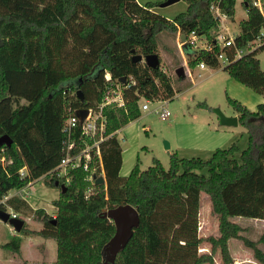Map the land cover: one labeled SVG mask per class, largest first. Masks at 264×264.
<instances>
[{"label":"trees","instance_id":"16d2710c","mask_svg":"<svg viewBox=\"0 0 264 264\" xmlns=\"http://www.w3.org/2000/svg\"><path fill=\"white\" fill-rule=\"evenodd\" d=\"M186 1V12L169 20L152 3L137 0H0V137L13 140L10 147H0V201L18 190L7 206L27 217L33 210L22 189L31 181L44 177L49 187L60 190L54 201L56 216L37 210L44 227L30 231L25 223L21 231L56 240L54 264H106L103 249L116 226L104 211L124 205L138 210L140 225L114 264H215L217 253L222 264H237L230 252L232 239L242 240L264 264V252L233 221H264V102L252 112L228 99L247 130L245 150L233 144L207 160L174 153L168 169L153 159L146 170L138 163L127 177L121 174L123 149L116 133L141 117V100L175 97L172 79L161 66L153 69L133 58L159 56L163 33L188 37L195 32L212 50L185 48L189 68L201 63L221 67L218 56L223 50L215 43L221 24L211 7L218 3L234 21L237 0ZM244 6L248 17L235 38V48L244 54L224 70L264 98V70L257 57L264 50V14L252 0ZM258 40L259 46L253 47ZM118 86L125 107L104 108L109 137L100 146L102 167L93 160L89 170L69 169V181L54 175L64 157L67 106L95 107ZM2 158L11 163L3 164ZM23 168L26 178L19 174ZM102 174L106 183L99 185ZM57 181L67 186L65 193ZM203 194L219 222L217 237L199 235ZM0 210L6 206L0 204ZM204 242L211 244L210 254H200ZM20 247L21 240H13L2 248L18 253Z\"/></svg>","mask_w":264,"mask_h":264},{"label":"rangeland","instance_id":"374dc122","mask_svg":"<svg viewBox=\"0 0 264 264\" xmlns=\"http://www.w3.org/2000/svg\"><path fill=\"white\" fill-rule=\"evenodd\" d=\"M137 1L141 5L152 3L154 10L169 20L186 12L188 8L186 0H179L171 5L168 4L171 0ZM245 1L237 0L235 19L234 21L228 20V25L235 36L240 33V22L248 17L244 6ZM163 4L166 5L163 6ZM163 34L169 36L163 38L161 35L162 47L168 44V48H165L166 53L162 48L164 54L173 57V59L168 58L170 62L165 60L161 56L163 53L160 48V66L171 77L175 89V97L167 104V110L171 116L167 120H162L154 112L162 102L159 100L149 101L150 111H143L141 108V117L131 122L130 125L128 124L127 127L125 126L126 128L118 133V139L123 149L121 170L123 177H127L138 163L141 170L148 169L153 165V159H158L168 169L170 156L174 153H177L180 158L207 160L216 150L227 149L233 144H237L241 151L245 150L248 147L246 128L240 123L238 126L232 127L221 125L216 110H220L227 117L238 118V113L228 102L229 98L239 102L252 112L257 111L258 105L264 102L263 96L237 82L224 70L231 61L242 57L238 55L234 47L228 48L225 53V57H228L229 53L231 54V61L227 64H223L221 61L220 68L206 65V69L202 70L197 66L192 70L189 68L183 76H179L176 73L179 68L189 67L188 56H186V62L178 49L177 34ZM169 38L172 39L169 40ZM171 40L175 41L174 48ZM259 44L260 41H257L253 47H258ZM207 45L205 40H201L198 48H193V50H201ZM257 57L264 70V50L259 51ZM116 90H122V87L118 86ZM146 103L145 99L141 100L140 107ZM238 158L240 159V154H238ZM99 177L105 178V175L102 174ZM25 191L24 199L31 205L33 212L26 214L27 217L22 214L19 216L26 223L25 229L40 231L44 224L36 211L44 210L47 214L56 216L57 209L54 206V201L59 198L60 190L49 187L43 177L26 188ZM17 194V191H12L7 197L12 198ZM7 209L9 213L13 210L10 207ZM233 221L244 228L241 235L256 242L258 248L264 252V221L245 217H236ZM199 235L204 239L219 236V222L211 214V201L206 194H203L201 199ZM29 238L30 236L25 232H16L11 224L0 220V264H54L56 262L58 254L56 240H47L41 236ZM13 240H21L18 253L2 248L3 245L9 244ZM232 240L233 251L235 250L238 254H240L239 252L246 253L241 260L238 258L235 262L240 260L242 264H261L254 258L253 250L247 248L242 240ZM211 250V244L204 242L201 245L200 254H210ZM214 260L215 264H222L220 253L215 255Z\"/></svg>","mask_w":264,"mask_h":264},{"label":"built area","instance_id":"2783aa9c","mask_svg":"<svg viewBox=\"0 0 264 264\" xmlns=\"http://www.w3.org/2000/svg\"><path fill=\"white\" fill-rule=\"evenodd\" d=\"M216 1L220 2L221 0ZM252 3L254 7L258 8L260 12L264 14V3L262 0H252ZM211 10L214 17L217 18L221 24V28L219 29L220 31H218L215 39V43H217L223 50V52L218 56V60L220 63L223 61V64H227L230 62V58L225 57V53L228 48H235L236 36L232 33L231 27L228 25L229 19L225 14L222 13L218 3L213 4ZM185 42L188 46L197 49L201 41L197 34L193 32L190 36L186 37ZM201 49L212 50V47L207 45ZM237 53L240 56L244 54L242 50H237ZM199 68L202 70L206 69V64L201 63ZM148 102L149 101L142 105L141 108L143 111H150ZM159 102L162 103L154 110V112L157 113L162 120H167L171 116V113L167 110V104L169 100ZM110 105H116L119 108L125 107V100L121 90H108L103 101L92 108H74L71 105L67 106L66 119L63 125V132L67 136L64 147V157L60 165L53 171L54 175L59 178H66V180L69 181V169L84 167L85 170H89L93 160H96V162H98L102 167V154L100 146L101 143L109 137L106 135L107 121L103 111L105 107ZM81 110L87 111V115L84 119H82L79 115ZM1 161L6 165L11 163V161L7 162L5 158H2ZM19 174L21 178H26L28 176L27 168L21 169ZM96 178L97 176L94 175L91 176L90 179L93 180ZM36 181H31L24 189H22V192L26 193L25 189ZM13 191H17L18 194L20 193L18 190ZM9 199V197H5L0 201L1 205L6 206V211H8L7 208H9L7 206V201ZM10 218H19V214L11 210Z\"/></svg>","mask_w":264,"mask_h":264},{"label":"water","instance_id":"95a60500","mask_svg":"<svg viewBox=\"0 0 264 264\" xmlns=\"http://www.w3.org/2000/svg\"><path fill=\"white\" fill-rule=\"evenodd\" d=\"M179 0H171L168 4H173L175 2H178ZM166 4H163L165 6ZM181 42L183 43L184 48H187L188 45L186 44V35L181 34L180 35ZM134 62H144L147 66L150 68H158L160 67V59L158 55H148V56H142V55H136L133 58ZM176 73L179 76H183L185 73V69L179 68ZM125 81V78L124 80ZM78 95H80V100L84 99V96L82 95V92L79 91ZM216 113L219 117L220 124L223 126H238V118L237 117H227L225 116L220 110H216ZM79 115L82 119L85 118L87 115V111L81 110L79 112ZM13 143V140L8 135H3L0 137V147L7 146L10 147ZM106 183V180L104 177H99L97 179V184L103 185ZM56 186H61V189L65 193L67 191V186L65 184L59 183V181L56 182ZM104 217L108 218L110 221H112L116 226V232L113 238L107 243V245L103 249V254L106 259V264H114L115 260L118 256V254L128 245L130 240L133 237L134 230L139 227L140 225V215L138 210L131 206V205H124L119 206L115 209L105 210L104 211ZM0 220L9 223L13 226L14 230L16 232H21L25 221L20 218H10V213L6 210H0Z\"/></svg>","mask_w":264,"mask_h":264},{"label":"crops","instance_id":"0c3cea01","mask_svg":"<svg viewBox=\"0 0 264 264\" xmlns=\"http://www.w3.org/2000/svg\"><path fill=\"white\" fill-rule=\"evenodd\" d=\"M179 36H180V34L178 35V39H177V44H178V49H179V51L181 52V54H182V56H183V58L186 60V62H187V59H186V56H187V54H186V52H185V48H184V46H183V43L181 42V39L179 38ZM162 37L164 38H168L169 36H167V35H165V34H162ZM170 39H172V38H169V40ZM172 41V43H173V48L175 47V45H174V43H175V41L174 40H171ZM168 45V44H167ZM167 45H165V47H162V45L160 46V48H161V51H162V53H163V55H161L165 60L167 59L168 61H169V59L168 58H171V59H173V57H171V56H169L168 54H164V51H165V48H168V46ZM162 48H164V51H163V49ZM165 53H166V51H165ZM170 62V61H169ZM189 69V67H187L186 69H185V72H187L186 70H188ZM131 124V123H130ZM129 124V125H130ZM128 126V125H127ZM126 126V127H127ZM126 127H124L123 129H125ZM122 130V129H121ZM121 130H119L117 133H116V136L118 137V133L121 131ZM119 140V139H118ZM169 148H171L170 146H169ZM10 193H12V192H10ZM12 195V194H11ZM33 231V230H32ZM39 231V230H38ZM30 236V238L31 237H34V235H29ZM29 238V239H30ZM232 241L233 240H231L230 241V243H229V247H230V252H231V254H232V256H233V258H234V260H236V259H238V258H240V260H241V258H242V256H245L246 255V253L245 252H239L240 254H238V252H236L235 250L233 251V249H232ZM238 261V262H236L237 264H242V261Z\"/></svg>","mask_w":264,"mask_h":264},{"label":"bare ground","instance_id":"6f19581e","mask_svg":"<svg viewBox=\"0 0 264 264\" xmlns=\"http://www.w3.org/2000/svg\"><path fill=\"white\" fill-rule=\"evenodd\" d=\"M13 195V194H12ZM27 198V197H26Z\"/></svg>","mask_w":264,"mask_h":264}]
</instances>
